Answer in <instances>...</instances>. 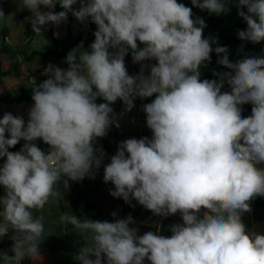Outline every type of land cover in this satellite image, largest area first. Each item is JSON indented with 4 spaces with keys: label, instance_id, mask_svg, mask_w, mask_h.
<instances>
[{
    "label": "clouds",
    "instance_id": "9594fccd",
    "mask_svg": "<svg viewBox=\"0 0 264 264\" xmlns=\"http://www.w3.org/2000/svg\"><path fill=\"white\" fill-rule=\"evenodd\" d=\"M234 2L247 24L238 38L264 42V0ZM21 4L32 13L36 35L49 24L66 22L69 13L97 30L90 50L81 43L68 52L67 68L49 63L41 73L47 79L29 81L33 103L27 124L10 112L0 118V158H5L0 238L13 242L12 255L0 252V264L41 257L46 235L43 217L34 211L61 195V182L67 191L69 181L95 178L105 155L95 142L111 126L120 127L112 104L120 100L129 112L137 97L153 96L142 109L151 138L121 141L104 166L103 180L114 185L112 197L127 204L135 200L163 218L179 213L182 223L171 226L170 236L159 228L140 235L130 227L131 215L109 222L65 213L62 223L90 234L73 259L78 264H264V233L242 222V214L252 211L250 202L264 197V55L230 61L228 47L205 38L204 19L193 17V7L220 15L226 0H191L193 7L178 0ZM57 4L63 11L52 10ZM213 51L228 71L202 80L201 67ZM129 53L141 65L137 75L127 70ZM225 84L230 91H222ZM245 104L252 106L247 117ZM21 140L19 151H9ZM37 140L49 150H41Z\"/></svg>",
    "mask_w": 264,
    "mask_h": 264
},
{
    "label": "crops",
    "instance_id": "0c3cea01",
    "mask_svg": "<svg viewBox=\"0 0 264 264\" xmlns=\"http://www.w3.org/2000/svg\"><path fill=\"white\" fill-rule=\"evenodd\" d=\"M7 2L13 3L17 6L18 9H21V13L18 14V16L22 17L23 23L17 29L19 34L18 45L15 43L11 44V39L7 33V19L10 13L8 12L6 7L0 4V10L7 11V13L4 14L3 17H0V42L5 36L9 38V41L0 46V48H6L11 51V53L7 54L10 56V58L0 59V97L17 94L23 88H31L29 81L33 78L35 79V82L37 84L42 82L44 79H47L46 76L41 74L44 69V66H42L41 62L43 64L44 62L40 58H34L31 55L36 51L47 52L55 48L54 42L49 37L50 29L53 30L54 36L59 40L61 48H65L70 34L74 38L80 36L87 38L91 28L90 21L81 23L75 17H71L70 15H68V19L66 22L61 23L59 26L49 24L46 28L42 29L41 35H36L32 30L29 19L32 16V13L27 9L22 12L21 0H7ZM74 7L78 8L79 5H76ZM42 10L47 9H44L42 6ZM52 10L54 11V9ZM24 22L27 23V25ZM96 30L97 26H95V31ZM140 47H143V45H140ZM84 49L90 50V47H84ZM10 61H13V65H16L17 68H20V72L18 74V80L9 82L7 81L9 80V78H6V75L8 74L6 70L10 66ZM130 62L136 69L140 71L141 65L139 63H133L132 57L130 59ZM154 63L155 61L145 62V64L147 65H151ZM44 65L47 66L46 64ZM3 67L6 68L5 72L3 70ZM145 74H147V70ZM147 99L148 98L141 99L137 97L134 100L135 106L131 111H124L120 116L116 115L120 124L118 130L120 131L122 136L113 144L111 152L102 151L105 154L103 157V162L99 169H94L95 178L92 179V184L96 190L91 194L90 200L93 204V209L91 210L95 211H91L90 215H100V221H110L119 216L126 218L127 216L131 215L134 219V223L131 224L130 227L137 228L138 234L142 235L148 231L155 232L159 228L160 234L170 236L171 226L182 223V219L179 213L168 216L167 218H163L154 215L151 211L139 205L135 200H132L131 204H127L123 201L122 198L112 197L110 195V190H114V185H112L110 182L105 183L103 180L104 166L108 164L110 162V158L116 154L118 145L121 141L129 138L139 139L145 136L151 138L152 132L146 126V116L143 114L142 110L143 105ZM115 103L123 104L120 100H117ZM31 106L32 104H1L0 118H2L5 113L10 112L14 116L23 117L25 124H27V121L29 119L28 111ZM35 143L38 147L41 148V150L45 152L49 150L47 149L46 145H44L40 140L35 141ZM4 159L5 158L1 159L0 165L3 164ZM77 183L78 182H75L71 185L69 181L70 189L65 191L61 182V195L53 197L51 203L47 206V208L50 205L55 206L54 216L60 217L61 215L67 213L68 215L74 214L81 220L85 219L84 209L86 201L81 198L83 186L80 187V189L79 187L74 189L75 184ZM3 195L4 189L2 186H0V197H2ZM75 196H79V203L77 205V208H74ZM253 201L250 202L252 211L250 213L242 214V222L246 225L248 230H255L264 233V204L254 206ZM113 212L117 214L116 217L112 216ZM62 225V229H64L63 234L65 237H67L69 233H73L76 230L70 224L62 223ZM66 229L67 231H65ZM40 255L41 257H35L33 258V260L27 259L29 261V264H77L76 260L73 259V256L75 255L74 251L68 248L45 249L42 247L40 249ZM145 264H148V262L145 261Z\"/></svg>",
    "mask_w": 264,
    "mask_h": 264
},
{
    "label": "trees",
    "instance_id": "16d2710c",
    "mask_svg": "<svg viewBox=\"0 0 264 264\" xmlns=\"http://www.w3.org/2000/svg\"><path fill=\"white\" fill-rule=\"evenodd\" d=\"M178 2L185 4L188 7H193L191 4V0H178ZM55 12H60L63 11V9L60 7L59 4H57L54 8ZM3 13L6 14L7 11L3 10ZM68 15H70L72 17V14L69 13ZM193 17H202L206 23V29L203 33L205 38H216L217 41L226 38V42L222 43L219 46H227V43L231 42L233 40V38L231 37H226L224 30L221 28L223 22L218 18V16L216 14H209L206 10L205 11H201L199 8H194L193 7ZM95 24L91 23V28H90V32L87 36V38H84L82 36L74 38L71 34L69 36L67 45L65 48H61L60 46V42L59 40L54 36L53 30L50 29L49 31V37L52 39V41L54 42L55 48L51 51H47V52H40V51H36L32 53V57L34 58H40L44 64L48 65L49 63L61 67V68H67V64L65 63V58L68 54V52L70 50H72L73 48L77 47L78 45H80L81 43L83 44V47H89L90 44L92 42H94V32H95ZM217 46V45H216ZM0 53L1 54H9L11 53L10 50L6 49V48H0ZM250 56H259L257 54L255 55H250ZM131 53H129L126 57H125V64L127 67V70L129 72L130 75H137L139 74V70L136 69L130 62L131 59ZM244 56H240L239 59H242ZM219 59V57L217 56V54L213 51V53L211 54V60L209 62L206 63V65H203L201 67V79H209V80H213V79H218V77L214 76L213 73L214 72H224V71H228V69L224 68L223 66L219 65L217 63V60ZM222 91H225V88L222 89ZM32 91L31 88H23L19 91V93L17 94H13V95H8L6 97H0V105L1 104H8V105H13V104H17V105H22V104H32ZM155 98V96L150 97L146 100V102L144 104L150 103L153 99ZM104 102L101 98L97 99V103H102ZM111 107L114 110V113L118 116H120L123 112H124V105L121 103H114L111 105ZM251 107L252 106H242V115L244 117H247L248 115L251 114ZM143 114L146 116V114L143 112ZM7 135V134H6ZM121 133L118 130L117 127H115L114 125L111 126L108 130V133L105 137L102 138H97L95 144L98 150L100 151H106V152H111L112 148H113V144L120 139L121 137ZM42 143L43 141L40 140ZM23 140H21L15 147L9 149V151H19L22 146H23ZM44 145H46L45 143H43ZM47 149H49V146L46 145ZM97 155H99V152L97 153ZM83 184V191L81 194V198H83L86 201L85 204V209L86 210H91L93 209V204L90 200V196L91 194L96 190L95 187L92 184V179L86 177L84 180L81 181ZM75 182L70 181V184H74ZM53 197L50 198L49 202L45 205V207H47L51 201H52ZM79 203V196H75L74 197V208H77V205ZM264 204V197H257L254 201H253V205L254 206H258V205H262ZM122 216H119L117 218L114 219H122ZM110 220L109 222H113V220ZM12 244L13 242L11 241V239L8 236H5L4 238H0V251L2 252H7L9 255H12L11 252V248H12ZM22 264H29V261L26 259L25 261H23Z\"/></svg>",
    "mask_w": 264,
    "mask_h": 264
},
{
    "label": "rangeland",
    "instance_id": "374dc122",
    "mask_svg": "<svg viewBox=\"0 0 264 264\" xmlns=\"http://www.w3.org/2000/svg\"><path fill=\"white\" fill-rule=\"evenodd\" d=\"M0 4L7 8L8 12L10 13L7 19V33L11 39V44H17L18 45V39L19 34L17 29L22 25L23 19L21 16H18L20 14V8L18 9L17 6L13 3H8L7 0H0ZM26 9L22 8V12ZM246 11V9H244ZM218 18L223 22L221 28L224 30V33L226 37H231L233 40L229 43H227V47L229 49V59L232 62H236L239 60L240 56H250V55H264V42L253 44L248 41H241L238 38V31L239 30H245L247 28L246 22L237 14V8L235 6L234 0H226V9L225 12L221 13L220 15H217ZM202 18V17H201ZM25 23V22H24ZM27 25V23H25ZM206 29V27H205ZM204 29V31H205ZM18 37V38H17ZM50 39V38H49ZM226 38H223L218 41V45H221L222 43L226 42ZM216 45H213V48H215ZM241 47H243V51H240ZM1 58H10L7 54H1ZM10 66L6 70V68L3 67V70L8 72V74L5 76L6 78H9L7 81H14L18 80V74L20 72V68H17L16 65H13V61H10ZM42 66L46 67L42 62ZM1 69V67H0ZM2 76V74H1ZM225 91H230V88L227 87ZM249 105V104H245ZM2 159V158H1ZM0 159V161H1ZM83 184L81 181H78L77 184H75V188L80 189ZM78 190V189H77ZM54 208L55 206L50 205L48 208L44 207L43 209L34 211V215L37 217H43V223H44V233L45 237L43 242L40 245V249L43 247L45 249H64L68 248L74 251V254L78 252V249L82 245L88 244L90 234L86 232H81L79 229H76L75 232L69 233L67 237L64 236L63 232L64 229H62V223L60 220V217L54 216ZM84 217L85 219H92V220H101L100 215L91 216V211L95 210H86L84 209ZM67 231V229L65 230ZM81 237V238H80ZM78 264V261H76Z\"/></svg>",
    "mask_w": 264,
    "mask_h": 264
},
{
    "label": "built area",
    "instance_id": "2783aa9c",
    "mask_svg": "<svg viewBox=\"0 0 264 264\" xmlns=\"http://www.w3.org/2000/svg\"><path fill=\"white\" fill-rule=\"evenodd\" d=\"M9 41V38L7 37V36H5L3 39H2V41L0 42V46H2V45H4L5 43H7ZM27 75H29V74H27ZM228 87V85L226 84L225 86H224V88L226 89ZM16 90H18V89H16Z\"/></svg>",
    "mask_w": 264,
    "mask_h": 264
},
{
    "label": "water",
    "instance_id": "95a60500",
    "mask_svg": "<svg viewBox=\"0 0 264 264\" xmlns=\"http://www.w3.org/2000/svg\"><path fill=\"white\" fill-rule=\"evenodd\" d=\"M0 59H2V58L0 57Z\"/></svg>",
    "mask_w": 264,
    "mask_h": 264
}]
</instances>
